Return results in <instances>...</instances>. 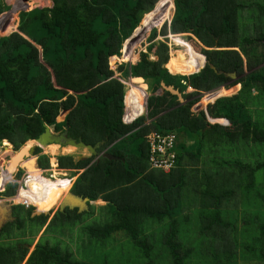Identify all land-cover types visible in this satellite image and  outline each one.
<instances>
[{
	"label": "trees",
	"instance_id": "obj_1",
	"mask_svg": "<svg viewBox=\"0 0 264 264\" xmlns=\"http://www.w3.org/2000/svg\"><path fill=\"white\" fill-rule=\"evenodd\" d=\"M51 1L53 5L44 8H34L36 4L27 1L31 10L19 13L13 21L15 30L0 38V145L4 140L0 164L6 172L17 165L4 162L11 144L19 149L46 126L54 134L68 128V136L91 145L102 142L99 151L106 149L124 159L93 160L92 155L75 160L68 154L71 145H56L49 151L58 155L59 168L77 174L70 188L73 194L105 202L101 207L105 219L84 229L88 238L110 240L123 232L144 264H264L263 3L173 0L170 20L163 17L160 29L151 30L147 51L134 54L133 63L119 62L112 69L110 58L124 55L126 45L140 38L141 31H136L127 39L141 27L144 15L142 28L147 29L166 0ZM155 6V14L149 15ZM8 9L0 0V18ZM184 33L190 43L176 38L181 47L171 50L170 59L166 43L158 41L154 50L157 36ZM151 52L155 60L149 58ZM211 64L218 71L234 72L236 78L215 72ZM129 76L138 78L135 89L144 94L140 105L141 91L129 93L134 107L125 100ZM142 78L149 82V95ZM161 82L178 89L185 102ZM124 100L131 107L128 114ZM177 129L185 130L186 145L192 147L186 150L177 142L170 172L151 169V132L177 134ZM27 148L28 144L23 154ZM40 151L36 147V153ZM21 162L29 164L22 157ZM37 164L48 168V155L40 154ZM23 172L19 169L13 181L10 177L0 198L16 194ZM27 173V188L42 189L46 199L49 187L60 186L64 193L70 187L59 172L52 175L54 180L46 179L39 169ZM4 179L2 175L1 182ZM4 203L10 218L0 226V238H11L12 228H23L25 223L35 224L36 229H29L35 234L44 226L48 231L55 221L59 228L73 225L90 213L65 208L47 222L45 214L32 216V206ZM193 208L197 213L191 217ZM191 218L199 235L197 246L178 236L180 225ZM154 225L164 226L157 240ZM31 242L0 241V264H97L75 257L57 240L54 244L39 241L27 257Z\"/></svg>",
	"mask_w": 264,
	"mask_h": 264
},
{
	"label": "rangeland",
	"instance_id": "obj_2",
	"mask_svg": "<svg viewBox=\"0 0 264 264\" xmlns=\"http://www.w3.org/2000/svg\"><path fill=\"white\" fill-rule=\"evenodd\" d=\"M3 1L7 6H9V9L11 6L15 5V3H16V0H3ZM31 1H33L34 4H36V6L34 8L51 7L53 5L51 0H49V2H48V0H41V3H39V0H31ZM258 1L260 3H263V6H264V0H258ZM166 2H167V4L162 7V9L156 15L154 22L151 25H149V27H147V29L142 28V26L144 25V20H145L146 14L144 15L141 27L137 30V31H141L140 38L138 37L139 39L137 38L134 41H132L130 44L126 45L127 47H129L128 50H132V52H129L128 50H126L124 48V55L122 56V53H121L122 57L120 56L117 59L110 58L109 65L112 69H116L119 62L133 63L134 61L132 62L131 60H132L134 54L137 55V53L140 51H147V44H148L147 42H148V37L150 35L151 30L154 28L160 29L162 23L164 21H169L172 14H173V10H174L173 0H166ZM9 9L6 10L5 14H3L0 18V38H2L3 36L9 35L13 30H15L16 27H15L13 21L15 18L18 17L19 13H21L22 11L31 10V9H28L26 7V3H23L17 10H15L13 12H11ZM155 10H156V6H155L154 10L151 13H149V15L155 14L154 13ZM163 17H167V19L164 20L160 25H158V22ZM176 38L182 40L183 42L190 43V41H189L190 37L185 33L181 34V35H177V37H172L171 35L164 37V36L159 35V36H157V38H155L153 40V42L155 43L154 50L157 46L158 41H162L163 43H166L167 47L169 49V59H170L171 50L181 47L179 45H176V43H175ZM193 40L197 41V39H195V38H193ZM124 44H126V40L124 41ZM120 58H125V59L121 60ZM149 58L155 60L157 58V56L154 54V52H151L149 54ZM164 67H166V64L164 65ZM137 79H138L137 77H131L130 82L128 83V86H130V89H129V91H126V93H125V100L128 102L130 101L128 96L132 90H134L136 92L141 91V90L135 89L134 82ZM143 82L146 85V89H145L146 93L149 95V90H148L149 82H148V80H143ZM141 93H142L141 95L143 97V95H144L143 91ZM255 93H256V91H252V94H255ZM140 100L142 103V99H140ZM141 103H140V105H141ZM129 105L131 106L130 102H129ZM132 107H134V106H132ZM143 112L146 113L145 108H144ZM176 131L178 134L177 142H178L180 148L187 150L190 147H192V144L189 146L186 145L187 139H186V135H185V130L184 129H177ZM3 142H4V140L2 141V143L0 145L1 150H3ZM188 144H190V142ZM25 145H26V143H24V145H22L19 149L14 150L13 146L11 144L10 150L14 151V156H15L18 153V151L21 148H23V146H25ZM30 145H34L33 141L29 142L27 151H28ZM56 145L57 144L42 145V147H39L41 149L39 154L48 155L49 161L53 162L54 158H56L58 155H52L49 153V151L54 149ZM60 147H63V146H60ZM71 149H73V150L70 151V153H68V154H74L75 159L77 158L76 155H83L84 154L87 157L90 155V152H88L86 149L77 148V147H71ZM39 154L36 153V148H35L34 154L32 156L30 154L24 155L22 160H26L29 164L23 163V162L20 163V161L17 162L16 169L13 171L12 175L9 177H7V175L4 173L6 166L0 164V191H3L5 184L7 182H9L8 180L10 179V177H11V180H13V178L15 177L18 170L22 169L21 165H26L27 171L24 170V172L19 176V178L17 180L18 183L21 182L23 184L24 180H27V178H28L27 172H29V170L32 169L31 160L34 159L35 157H37ZM205 154L206 153H204L202 156L203 159L207 158V155H205ZM6 155L4 156V162L9 164L10 162H12V159H11L12 156L9 157L8 154H6ZM59 155H61V154H59ZM37 166H38V164H37ZM37 166L35 165L36 169H38ZM191 166L192 165H189L187 167V170L190 173L193 172V169L190 168ZM197 167H198V165L195 166V168H197ZM55 168H56L55 166H53V167L49 166V168H46L47 170H45V173H43L42 176H44L48 179L50 178V180H54V178L51 175H55L56 172L61 173V171H59L58 169H55ZM11 170L9 172H11ZM49 171H51L50 176L48 173ZM80 171L81 170H79V172ZM73 174H75V173L69 172L67 174L62 173L59 175H60V178H67L69 176H72ZM2 175L5 177L4 182H1V176ZM76 175H74L75 178H76ZM74 176H72V178L75 180ZM70 188H71V186L69 187L68 191H70ZM5 200H7V198H0V202L1 201L4 202ZM61 201L62 200H59V202L55 205V207L52 208L49 211V213L46 214L48 216L47 222H49L50 219L54 216V214L56 213V211L59 208V204L61 203ZM104 204H105V202L103 200H100V199L89 202L88 205H90V206H88L87 210L90 211V213L87 215H83L73 225L65 223V225L62 228H59V226L56 225V221H55L54 225L48 231L46 230L44 232V229H45V226H44L41 230H39V232L34 234V232H30L29 229H34V228L36 229L35 224L25 223L23 225L24 226L23 228H19V229H16L15 227H14V229L12 228L11 231L14 232V235H12L11 238H6L5 235H2V237L0 238V241L1 242H7V241L21 240L22 242H26L27 240L31 239L32 242L30 244H28L27 257L33 251L35 244L38 243L39 241H41V242L48 241L49 243L54 244L57 240V244H60V246H62L63 248L68 247L70 250H72L75 257L80 258V259H84V260H91L97 264H144L145 259H142L141 256H139L138 249L133 245L131 238H129L123 232H118L115 235L113 234L112 239L104 240V241H97L94 239H90L86 236L85 231H84L86 225H89V224L91 225L93 223L100 222V221H103L105 219V210L101 208L102 205H104ZM16 205H19V204H16ZM32 207H34L32 210V212H34L36 207L35 206H32ZM83 211H81V213H83ZM190 213H191V217H193L196 215L197 210L195 208H193L192 210H190ZM193 220L194 219L191 218L190 222L182 223L180 225L178 236H179L180 240L185 242L186 244L192 245V246H197L198 240H199V237H198L199 235L196 232L197 227L193 223ZM154 227L156 229L154 231L155 232L154 239L157 240L158 236L160 235V234L158 235V231L160 229H162L164 226L163 225H154ZM31 231H33V230H31ZM196 235H198V236H196ZM156 246L158 247L159 244H157ZM159 251L161 253L165 252L164 249H162L161 247L159 248ZM23 263H24V261H23Z\"/></svg>",
	"mask_w": 264,
	"mask_h": 264
},
{
	"label": "water",
	"instance_id": "obj_3",
	"mask_svg": "<svg viewBox=\"0 0 264 264\" xmlns=\"http://www.w3.org/2000/svg\"><path fill=\"white\" fill-rule=\"evenodd\" d=\"M27 1L28 0H16L15 5L11 6L9 10L11 12L15 11L23 3H26ZM138 29L134 30L132 32V34L130 35V37H128L127 39L131 38L133 36V34H135V32ZM210 67L215 72H217L219 74H224L225 76L230 77L232 79L236 78V74L234 72L218 71V70H216L215 66L212 65V64L210 65ZM160 84L165 90L169 91L171 94L176 95L178 97L179 101H181V103H184L185 100L182 98L181 93L179 92L178 89L174 88L172 85H166L164 82H161ZM31 141H34L35 143H34V145H30L27 153H25L24 155L30 154L32 156L34 154V151H35L36 147H41L42 145H49V144H57V145L63 146V147L71 145V146H74V147H77V148L87 149L88 151L91 152L92 155H98L97 148H99V146H100V143H96L94 145L86 144L81 139L77 140L75 138H72V137L68 136V128H66L61 133L54 134L50 130V128L48 126H46L44 131L37 138L28 140L26 142V145L23 146V148H21L18 151L17 155L22 153V151L26 148L27 144H29V142H31ZM13 155H14V151L13 150L8 153L9 157H11ZM21 155H20V157H21ZM24 155H22V158H23ZM101 156H104V157H106L108 159H113V160H118V159L124 160L123 158H120L118 156L112 155V154L107 153V152L101 153ZM83 158L84 157H80V159H83ZM34 165L37 166V157L34 158ZM21 168L23 170L27 171V166L26 165H21ZM37 168L39 170L41 169L39 166H37ZM5 201H7V200H5ZM89 202H91V201H89L87 197H81L79 195L73 194L71 191H68L67 194L65 195V197L62 199L61 203L59 204L58 210L64 211L65 208H68V209H71V210L77 208L78 212H81L83 210H87ZM8 207L9 206L7 204H5L3 201H1V203H0V226L3 224V222L5 220L10 218L9 217L10 210H9ZM47 213H49V211L40 212V211H36L35 210L32 213V216L40 215V214H45L46 215Z\"/></svg>",
	"mask_w": 264,
	"mask_h": 264
},
{
	"label": "built area",
	"instance_id": "obj_4",
	"mask_svg": "<svg viewBox=\"0 0 264 264\" xmlns=\"http://www.w3.org/2000/svg\"><path fill=\"white\" fill-rule=\"evenodd\" d=\"M176 145L177 134L175 132L168 131L161 133L159 131H152L148 138V163L150 168L160 170L164 173L170 172L174 168L176 162ZM50 166H55V169H59L56 158L53 162L50 161ZM40 170L45 171L47 169ZM27 177H29V174ZM67 180L69 182H73L72 178H69ZM22 189L27 190L26 180H24L23 184L21 182L18 183L16 194L10 199V201L13 204H20L25 207L32 206V203L28 201V199L25 197H22L20 200H17L19 190Z\"/></svg>",
	"mask_w": 264,
	"mask_h": 264
},
{
	"label": "bare ground",
	"instance_id": "obj_5",
	"mask_svg": "<svg viewBox=\"0 0 264 264\" xmlns=\"http://www.w3.org/2000/svg\"><path fill=\"white\" fill-rule=\"evenodd\" d=\"M33 143H35V142L33 141ZM21 154L24 155L23 152L20 153L19 155L16 156L15 160L14 159L12 160V162L16 163V162H19V160L21 161V157H22ZM20 155H21V157H20ZM31 163H32V169H36L34 167L33 159L31 160ZM10 169H12V170H11V172H8V173L6 172L7 168L5 169L4 173L7 175V177L12 175L13 171L16 169V166H13V168H10ZM70 184H71V182H70ZM41 191H42V189H40V191H38V192H31L28 188H27V190L26 189L19 190V195L17 197V200H20L22 197H25L28 199V201H30L32 203V206L37 205L36 206L37 211L45 212V211H48L49 209L54 208L55 205L59 202V200H62L65 197V195L67 194V193H64L63 189L57 185L48 188L47 199H46V197L42 196L44 193L42 194ZM45 199H46V201H45Z\"/></svg>",
	"mask_w": 264,
	"mask_h": 264
},
{
	"label": "crops",
	"instance_id": "obj_6",
	"mask_svg": "<svg viewBox=\"0 0 264 264\" xmlns=\"http://www.w3.org/2000/svg\"><path fill=\"white\" fill-rule=\"evenodd\" d=\"M130 79H131V77L129 76V77H127V79L125 80V81H127V87H126V91H129V89H130V86H128V83L130 82ZM143 79V78H142ZM144 80V79H143ZM146 89V88H145ZM144 89V91H145V93H146V90ZM142 92V91H141ZM142 94V93H141ZM141 96L142 95H140V99H141ZM179 100V99H178ZM185 100V99H184ZM141 101V100H140ZM181 102V101H180ZM185 102V101H184ZM135 103L134 102H131V107L134 105ZM142 104V103H141ZM124 107H125V111H126V113L128 114V113H130V110H131V107H128L127 105H125V103H124ZM150 120H146V122L148 123ZM98 143H100V146L102 145V142H98ZM100 146H99V148H100ZM99 148H97V151H98V155H93V156H95V158L93 159V160H98V158L101 156V153H103V152H107L106 151V149H104V150H102V151H99ZM87 150V149H86ZM88 151V150H87ZM88 152H90V151H88ZM108 153V152H107ZM61 155H63V154H61ZM70 155H72L73 156V158L75 159V155L74 154H70ZM90 156H92V154H91V152H90V155L88 156V157H90ZM76 159L75 160H81L80 159V157H84L83 159H86V158H88L87 156H85L84 154L83 155H76ZM55 159V158H54ZM59 171H61V173L60 174H62V173H64V174H67V173H69V172H73L74 170L73 169H62V168H59L58 169ZM77 176V175H76ZM70 177V176H69ZM74 178H75V176H74ZM72 180H74L73 178H72ZM12 198V197H11ZM11 198H7V200H10Z\"/></svg>",
	"mask_w": 264,
	"mask_h": 264
},
{
	"label": "clouds",
	"instance_id": "obj_7",
	"mask_svg": "<svg viewBox=\"0 0 264 264\" xmlns=\"http://www.w3.org/2000/svg\"><path fill=\"white\" fill-rule=\"evenodd\" d=\"M147 98H148V96L146 97V103H145V109H146V107H147ZM124 103H125V100H124ZM49 168V167H48ZM42 169V168H41ZM46 169V168H45ZM69 178H72V177H67L66 179H69ZM72 183L73 182H71V185L70 186H72ZM4 190V189H3ZM7 201H10V200H7Z\"/></svg>",
	"mask_w": 264,
	"mask_h": 264
},
{
	"label": "flooded vegetation",
	"instance_id": "obj_8",
	"mask_svg": "<svg viewBox=\"0 0 264 264\" xmlns=\"http://www.w3.org/2000/svg\"><path fill=\"white\" fill-rule=\"evenodd\" d=\"M37 154H39V153H37ZM39 155H40V154H39ZM39 155L37 156V159H38ZM9 217H10V213H9Z\"/></svg>",
	"mask_w": 264,
	"mask_h": 264
}]
</instances>
